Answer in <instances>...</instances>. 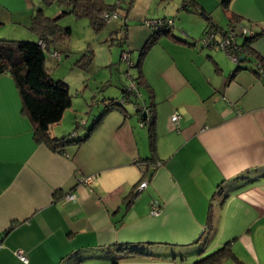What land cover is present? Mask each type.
<instances>
[{"label": "crops", "instance_id": "crops-1", "mask_svg": "<svg viewBox=\"0 0 264 264\" xmlns=\"http://www.w3.org/2000/svg\"><path fill=\"white\" fill-rule=\"evenodd\" d=\"M154 1L133 0L126 19L152 16ZM38 9L50 17L61 10L56 0H0V38L35 39L28 25ZM229 9L260 31L251 46L264 59V0H231ZM206 23L199 22L202 30L195 20L187 28L175 23L171 34L179 40L160 36L154 70L147 53L155 43L133 75L143 82L141 102L155 104L161 163L151 174L142 175L136 161L151 146L132 104L109 109L89 132L90 122L77 131L88 133L81 142L57 149L35 140L11 75L0 74V264H193L228 240L234 258L219 264H248L234 247L254 250L252 228L264 219V76L253 61L236 67L220 50L197 48ZM112 81L125 83L123 75ZM76 122L64 112L49 134L66 137ZM151 199L161 205L158 215L149 212Z\"/></svg>", "mask_w": 264, "mask_h": 264}, {"label": "trees", "instance_id": "trees-1", "mask_svg": "<svg viewBox=\"0 0 264 264\" xmlns=\"http://www.w3.org/2000/svg\"><path fill=\"white\" fill-rule=\"evenodd\" d=\"M56 1L61 9L57 16L50 17L40 9H38L32 16L28 28L36 35L35 39L0 38V74L8 72L11 75L19 93L21 110L33 125V136L35 140L45 142L58 149V146H61L62 143L65 144L68 142H75L77 144L88 134H85L83 137H76L77 131L79 130L78 128L81 125L78 120L73 131L66 137L56 139L51 137L49 134L50 126L58 122L64 111L72 104L68 83L63 79L53 78L50 75L49 69L45 65L46 52L51 51V48L55 47L56 43L63 42L68 39L71 33L70 26L59 23V18L67 14H73L76 17H87L92 26L96 30H99L108 21L105 16L106 13H112L115 11L119 14L120 10H124V13L122 14L123 23H121V26L117 30L111 32L116 35L120 33L123 34L113 36L111 39L125 41L127 29L126 12L131 6L133 0ZM230 2L231 0H219L218 2L227 17L226 27H223L213 19L210 12L203 10L196 0H182L183 6L186 9L191 11L199 10V12L205 13L206 15V26L203 29L202 35H200L194 43H197V41L201 40L205 35L213 34L214 41L207 47L208 50L221 48L218 46V37L228 36L230 31L234 32L236 44L240 46V48L234 50V52L238 54V58L236 61L232 62L236 65V67H239L241 59L253 61V71L258 75H261L259 68L264 67V59L255 53L253 47L251 46L252 41L258 36L260 31L255 30L251 25L249 26L241 23V15L230 11ZM156 19H159L160 21H157L152 27L150 36L140 48L139 57L131 64L132 66H136L138 68L140 67L143 55L148 48L159 39L160 36H173L171 31L174 28V24L166 22L168 17L163 16L157 17ZM243 26L249 27L251 29V33L240 32V28ZM238 37H241L240 41L238 40ZM175 39L179 40L178 38ZM201 48L203 47L201 46ZM92 54L93 50H86L83 57H85L89 62ZM130 82L135 83L136 90L129 87L131 84ZM141 84H143V82L140 79V75H137L136 77L133 76L129 80L128 84L125 83L122 85L123 91L120 95L101 98L104 103V108L98 111L87 132L93 128V126L99 121L100 117L109 109L123 106L127 102L131 103L133 106V111L131 113L140 120L141 125L148 129L151 152L146 156L136 158L137 162L139 161L140 163H144L146 165V169L142 171V175H145L151 174L153 167L161 163V159L155 153V104L151 99L148 103L138 100L140 95H138L137 90ZM147 88L150 94L149 97L151 98L152 90L149 86H147ZM94 102L98 103L99 101L95 99ZM140 105H143L144 108H139ZM143 110H146V114L144 115ZM83 127H85V123H83ZM135 188L136 185H134L132 191L130 192V200L140 195ZM230 242V240L224 242L205 257L194 261L193 264H219L227 257L234 258ZM237 264L243 263L237 261Z\"/></svg>", "mask_w": 264, "mask_h": 264}, {"label": "rangeland", "instance_id": "rangeland-1", "mask_svg": "<svg viewBox=\"0 0 264 264\" xmlns=\"http://www.w3.org/2000/svg\"><path fill=\"white\" fill-rule=\"evenodd\" d=\"M196 1L199 4L201 3L206 10L210 11L216 22L219 24L222 23L220 25L226 27V16L218 4L219 0ZM154 4L155 11H151L153 13L152 16L137 19L135 17L132 18L130 16L131 14H129L126 19L128 23L127 44L124 45L118 44L117 39H110L111 32L118 29L123 22V12L121 11H119L118 16L109 19L99 30H96L92 26L87 17H76L73 14H67L59 18V23L70 26L71 33L68 39L56 43L55 47L51 48V51L56 48L61 53L60 59L54 57L51 51L46 52L45 65L53 78H60L68 83L73 106L71 105L64 112L68 116L69 114L70 116L76 115L77 120L81 123L78 128L79 130L84 129L83 123H91L98 111L104 108V103L101 100L102 96L108 94H113L112 96L114 94L120 95L123 91L122 87L118 88L117 84L112 80H115L118 75H123L125 83L128 84L131 77L135 75L136 66L130 64L136 60L139 53L138 46L143 42L146 32L152 30L150 23L143 22L145 18L154 19L166 16L171 18L172 24H183L185 28L190 27L193 20L195 22L198 21V27L200 29L199 22L202 23L203 21L206 23L205 13H187L181 6V0H155ZM49 5H52V3H49ZM201 30H198L200 35H202ZM238 39H241V37H238ZM155 44L151 46L150 52L147 53L151 57L147 61L149 64L148 67L152 68L150 70H154L158 62L157 53L162 49L160 44ZM200 44L201 40H198L196 47L200 48ZM206 48L203 47V50ZM216 49L220 50L219 52L223 53L224 57L229 59L223 49ZM86 50H93L89 62L83 57ZM122 50L128 53V58L125 60L120 56ZM139 92L146 95L144 89H139ZM141 94L138 97L139 101L143 100ZM95 99L99 102H94ZM127 104V108L130 109L132 107L131 103L127 102ZM66 128L67 125L64 126V130H67ZM74 128L75 125L73 123L70 130ZM75 144L74 142L73 146ZM251 235L254 250L247 249L243 244H239L237 247H234V252L247 261L248 264H264V219L259 218V221L252 228Z\"/></svg>", "mask_w": 264, "mask_h": 264}, {"label": "built area", "instance_id": "built-area-1", "mask_svg": "<svg viewBox=\"0 0 264 264\" xmlns=\"http://www.w3.org/2000/svg\"><path fill=\"white\" fill-rule=\"evenodd\" d=\"M105 16L107 17V19L109 20V19H111V18H113V17H116V16H118V13L117 12H115V11H113L112 13H106L105 14ZM157 21H160L159 19H156V18H154V19H144L143 20V22H145V23H150L151 25H152V27L156 24V22ZM166 22L167 23H171L172 24V20H171V18H168L167 20H166ZM240 32H242V33H245V32H248V33H251V29L249 28V27H241L240 28ZM214 41V38H213V34H208V35H205L202 39H201V46L202 47H208V46H210V44L212 43ZM218 46L219 47H221L225 52H226V54L228 55V57H229V59L231 60V61H236L237 60V58H238V54H236L235 52H234V50L235 49H239L240 48V46H238L237 44H236V39H235V35H234V32H229V34H228V36H225V37H221V36H219L218 37ZM42 45H43V43H42ZM230 49V50H229ZM51 53H52V55L54 56V57H56L57 59H60V52L59 51H57V50H52L51 51ZM121 58L122 59H127L128 58V53L124 50V51H122V53H121ZM132 64V63H131ZM130 64V65H131ZM259 72H260V74L262 75V76H264V67H260L259 68ZM131 84L129 85V87H132L133 89H135L136 88V86H135V83H133V82H130ZM136 90V89H135ZM137 93H138V95H139V92H138V90H137ZM139 108H144V106L142 105H140L139 106ZM143 112L146 114V110L144 111L143 110ZM178 118H179V114L176 112V111H174L173 112V114H172V116H171V119L176 123L177 121H178ZM138 164H140V166L142 167V171H144L145 169H146V165L144 164V163H138ZM90 180H91V177H85V176H80L79 178H78V181H80V182H82V183H88V182H90ZM146 183H147V181L146 180H142V181H140L139 183H138V185L136 186V191L139 193L140 191H142V189L145 187V185H146ZM67 199H73V198H75L76 196H75V194L74 193H68L66 196H65ZM161 210H162V208H161V205L158 203V201L157 200H155V199H151L150 201H149V212H150V214H152V215H158L160 212H161ZM16 254H17V256L19 257V259L21 260V261H23V262H27V257H26V255L25 254H23L22 253V251L21 250H17L16 251Z\"/></svg>", "mask_w": 264, "mask_h": 264}, {"label": "water", "instance_id": "water-1", "mask_svg": "<svg viewBox=\"0 0 264 264\" xmlns=\"http://www.w3.org/2000/svg\"><path fill=\"white\" fill-rule=\"evenodd\" d=\"M145 113L143 112V115H144Z\"/></svg>", "mask_w": 264, "mask_h": 264}]
</instances>
